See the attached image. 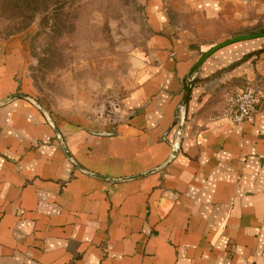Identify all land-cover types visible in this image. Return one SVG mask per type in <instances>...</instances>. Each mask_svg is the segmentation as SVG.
Instances as JSON below:
<instances>
[{
  "label": "crops",
  "instance_id": "crops-1",
  "mask_svg": "<svg viewBox=\"0 0 264 264\" xmlns=\"http://www.w3.org/2000/svg\"><path fill=\"white\" fill-rule=\"evenodd\" d=\"M146 13L147 52L104 123L50 111L28 38L0 37V264H264V36L213 52L182 102L206 50L264 31V5L148 0ZM246 83L255 108L232 123L225 94Z\"/></svg>",
  "mask_w": 264,
  "mask_h": 264
},
{
  "label": "rangeland",
  "instance_id": "rangeland-1",
  "mask_svg": "<svg viewBox=\"0 0 264 264\" xmlns=\"http://www.w3.org/2000/svg\"><path fill=\"white\" fill-rule=\"evenodd\" d=\"M147 1L0 0V37L28 38L27 76L50 111L114 121L147 52Z\"/></svg>",
  "mask_w": 264,
  "mask_h": 264
},
{
  "label": "built area",
  "instance_id": "built-area-1",
  "mask_svg": "<svg viewBox=\"0 0 264 264\" xmlns=\"http://www.w3.org/2000/svg\"><path fill=\"white\" fill-rule=\"evenodd\" d=\"M245 1H257L264 5V0ZM257 98V88L251 83H246L241 91L225 94V106L220 115L232 123H240L252 114Z\"/></svg>",
  "mask_w": 264,
  "mask_h": 264
},
{
  "label": "water",
  "instance_id": "water-1",
  "mask_svg": "<svg viewBox=\"0 0 264 264\" xmlns=\"http://www.w3.org/2000/svg\"><path fill=\"white\" fill-rule=\"evenodd\" d=\"M264 36V31L261 32H255V33H248V34H241V35H237L234 37H231L225 41L219 42L213 46H211L208 50H206L201 57L198 59V61L196 62V64L192 67L191 71L187 74V76L184 78V80H186V78H188L187 83L184 84V92H183V104L186 103L188 96H189V92H190V88H191V84H192V79H193V74L194 72L197 71V69L201 66V64L203 63V61L209 57L213 52H215L217 49L226 46L228 44H231L233 42H237V41H241V40H246V39H252V38H257V37H262ZM41 110L44 112V109L41 108ZM64 150L67 152V150L64 148ZM178 151V147L177 145L174 144L172 151L169 155V158L167 161H169L170 159H172L175 154Z\"/></svg>",
  "mask_w": 264,
  "mask_h": 264
}]
</instances>
